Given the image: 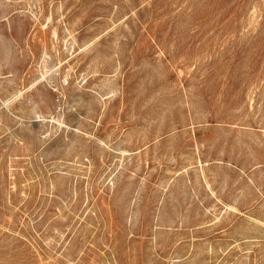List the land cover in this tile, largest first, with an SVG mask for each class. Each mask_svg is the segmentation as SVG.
<instances>
[{
  "label": "rangeland",
  "instance_id": "obj_1",
  "mask_svg": "<svg viewBox=\"0 0 264 264\" xmlns=\"http://www.w3.org/2000/svg\"><path fill=\"white\" fill-rule=\"evenodd\" d=\"M0 264H264V0H0Z\"/></svg>",
  "mask_w": 264,
  "mask_h": 264
},
{
  "label": "bare ground",
  "instance_id": "obj_2",
  "mask_svg": "<svg viewBox=\"0 0 264 264\" xmlns=\"http://www.w3.org/2000/svg\"><path fill=\"white\" fill-rule=\"evenodd\" d=\"M44 74H46V73H44ZM46 76V75H45Z\"/></svg>",
  "mask_w": 264,
  "mask_h": 264
}]
</instances>
